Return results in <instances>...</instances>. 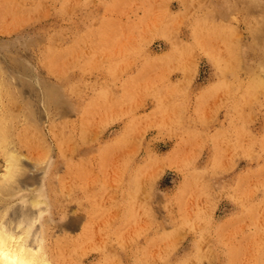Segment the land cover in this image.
<instances>
[{
	"label": "rangeland",
	"instance_id": "rangeland-1",
	"mask_svg": "<svg viewBox=\"0 0 264 264\" xmlns=\"http://www.w3.org/2000/svg\"><path fill=\"white\" fill-rule=\"evenodd\" d=\"M0 218L50 264H264V0H0Z\"/></svg>",
	"mask_w": 264,
	"mask_h": 264
},
{
	"label": "bare ground",
	"instance_id": "bare-ground-1",
	"mask_svg": "<svg viewBox=\"0 0 264 264\" xmlns=\"http://www.w3.org/2000/svg\"><path fill=\"white\" fill-rule=\"evenodd\" d=\"M3 152L6 163V171L4 177L6 181H11L18 170L17 163H18V159L20 158L17 157V155L10 150L3 149ZM5 188H7V185ZM25 209L27 210V208ZM1 223L2 220L0 218V225H2ZM22 223L23 222L21 220L16 219L14 221V227L18 228L22 225ZM1 228H0V264H50V262L42 255V253L38 249L34 250L30 248L29 244H27L28 242L32 243V240H34L35 237H38V236H34L33 238V231H32L33 226L31 219L27 220L26 226H21L20 231H18L17 233L18 236L17 234L15 235L14 233L9 234L7 232L8 230L4 231V229Z\"/></svg>",
	"mask_w": 264,
	"mask_h": 264
}]
</instances>
